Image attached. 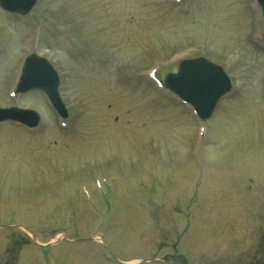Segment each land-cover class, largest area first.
Returning <instances> with one entry per match:
<instances>
[{"label":"rangeland","instance_id":"obj_1","mask_svg":"<svg viewBox=\"0 0 264 264\" xmlns=\"http://www.w3.org/2000/svg\"><path fill=\"white\" fill-rule=\"evenodd\" d=\"M168 1L38 0L25 18L0 9L5 32H0V47L8 50L10 45L8 57L0 56V77L9 70L2 66L8 59L10 64L34 51L47 56L62 73L61 94L76 126L71 136L58 139L57 133L64 132L56 133L55 115L43 96L20 97L21 106L41 114L42 132L34 136L0 126V225L25 222L37 230L42 244L54 241L56 231L76 240L94 235V245L65 240L51 248L55 253H44L60 264H111L96 247L97 221L75 191L79 184L74 177L85 165L91 172L82 178L91 181L116 164L125 168L131 154L127 148L134 150L140 143L169 148L165 152L171 162L158 149L161 169L153 178L142 174V181L150 179L142 187L126 178L121 167L108 172L123 177L110 198L104 196L111 201L108 208L102 202V208L111 210L103 236L117 250L115 257H158L160 264H264V53L250 39L258 22L247 0H186L188 17L175 13ZM37 14L44 21L38 19L35 32L32 18ZM41 31L45 34L37 39ZM190 43H200L194 47L196 55L220 63L241 81L236 97L221 104L208 124V137L197 147L193 130L198 123L173 99L154 95L145 78L148 86L139 77L133 79L155 62L151 64L152 56L161 62L168 48ZM71 50L82 56L69 59ZM99 59L110 70L101 69ZM173 69L164 66L163 74ZM125 80L131 87L120 89ZM4 95L0 81V104H11ZM60 169L65 175L57 177ZM87 184L99 205L92 182ZM29 187L39 188L40 196L37 191L29 194ZM19 229L0 228L1 264L7 250V258L16 250L20 262L22 255L37 264L30 251L47 248L30 244L10 249L30 239ZM166 254L170 259L165 260Z\"/></svg>","mask_w":264,"mask_h":264},{"label":"water","instance_id":"obj_2","mask_svg":"<svg viewBox=\"0 0 264 264\" xmlns=\"http://www.w3.org/2000/svg\"><path fill=\"white\" fill-rule=\"evenodd\" d=\"M264 3V0H261ZM210 73L206 74V78L209 77ZM181 76L183 79H178L176 82V86L178 90L188 98L196 107L200 108L201 105L199 103L200 93L202 90V86H199V81L195 78H190L187 75V72L183 71ZM188 87V88H187ZM201 87V88H200ZM207 87L210 88V84H207ZM212 88V87H211ZM210 88V89H211Z\"/></svg>","mask_w":264,"mask_h":264}]
</instances>
